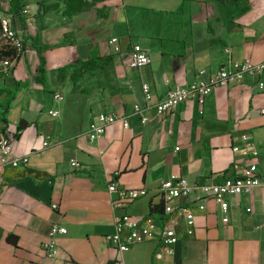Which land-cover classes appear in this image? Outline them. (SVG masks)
Masks as SVG:
<instances>
[{
  "label": "crops",
  "instance_id": "obj_1",
  "mask_svg": "<svg viewBox=\"0 0 264 264\" xmlns=\"http://www.w3.org/2000/svg\"><path fill=\"white\" fill-rule=\"evenodd\" d=\"M23 2L24 22L10 19L28 46L8 71L1 66L0 111L13 99L0 135L25 121L12 151L28 161L0 166V264H264V71L213 88L202 104L187 99L162 115L148 107L144 123L132 113L133 103H143V82L152 103L191 82L198 69L211 71L227 58L263 60L264 0H246L239 14L238 7L213 0H97L71 17L60 0ZM40 2L58 7L38 17ZM111 35L118 52L107 43ZM31 37L45 47L44 84L34 79L39 58ZM133 43L148 58L138 68L125 65ZM98 58L78 74L82 63ZM57 91L60 101L53 100ZM100 112L124 115L127 127L115 122L91 141L89 124ZM241 133L253 141L254 152L242 149ZM70 158L81 166L71 168ZM249 162L261 184L249 194L226 197L225 211L196 193L170 202L188 206L193 223L188 235L183 219L176 220L169 253L156 233L123 252L109 238L123 214L148 215L156 229L171 224L161 206L150 211L161 204L156 187L170 175L218 182ZM112 181L146 194L114 205L116 193L107 189ZM53 223L67 232L57 236L50 258L43 243Z\"/></svg>",
  "mask_w": 264,
  "mask_h": 264
},
{
  "label": "built area",
  "instance_id": "obj_2",
  "mask_svg": "<svg viewBox=\"0 0 264 264\" xmlns=\"http://www.w3.org/2000/svg\"><path fill=\"white\" fill-rule=\"evenodd\" d=\"M9 0H0V7L7 11ZM22 13L28 14L27 7H23ZM0 30L4 39L15 49L19 50L20 40L19 33L13 28L10 16L6 12L0 10ZM107 43L118 52L119 46L115 36L111 35L107 38ZM128 56L125 65L130 68H138L144 65L147 61L146 52L136 43L130 45ZM224 52L228 56L229 48L225 47ZM14 63L7 60L1 61L2 67L5 71ZM264 71V59L253 62L248 58L232 60L227 58L221 65L211 71L198 69L194 79L183 85L175 86L168 89L162 98L150 102L152 93L146 83L140 84V90L143 103L132 104V113L137 114L140 123H144L147 117L143 114V110L152 107L155 114L162 115L169 110L176 107L179 103L192 99L198 104H202L204 97L215 87L227 86L231 84H238L245 76H257ZM257 86L262 88V83L258 82ZM63 99L61 92L53 93V100L60 101ZM260 112H263L261 109ZM48 113L51 116H56L58 113L54 109H49ZM120 123L122 128L127 127V121L124 115L115 114L113 112H100L96 118L89 124L88 137L91 141L99 138L106 130V128L115 123ZM240 139L243 143V150L254 152V143L246 133L240 134ZM13 137L12 135H0V166L7 165L17 166L19 164H26L28 159L26 156L18 158L14 156L12 151ZM46 145L47 142H44ZM176 149V147H175ZM237 146H233L232 150H237ZM69 166L77 169L81 163L76 158H70ZM231 169H235L231 166ZM231 174L225 175L218 182H213L208 179L200 182H187L185 179L170 175L167 179L160 181L156 187V195L159 197L162 204L163 211L169 215L170 223L163 225L156 229L151 218L146 215L138 219H134L127 214H123L115 218V231L109 236L114 243L115 248L119 252L126 251L131 243L141 242L150 239L157 234V238L165 244L164 252H170V246L174 244L177 237L174 232L173 224L176 220L183 219L186 229L185 232L189 235L191 233V226L193 223V213L188 206L179 204L171 205L170 202L178 197H186L190 194L196 193L198 197L214 201L221 211H225L228 205V196H235L240 193L249 194L253 188L259 186L261 182L256 175V165L249 162L247 165L239 169L232 170ZM110 193H116V200L113 201L117 205L120 201H127L136 199L146 194L144 188H116L115 182H110L107 187ZM56 208L55 204L51 205ZM226 217H222V221H226ZM67 229L63 225L53 223L47 233V239L43 243L44 254L47 257H54L57 252V236L63 235Z\"/></svg>",
  "mask_w": 264,
  "mask_h": 264
},
{
  "label": "trees",
  "instance_id": "obj_3",
  "mask_svg": "<svg viewBox=\"0 0 264 264\" xmlns=\"http://www.w3.org/2000/svg\"><path fill=\"white\" fill-rule=\"evenodd\" d=\"M63 2L64 4V9H63V14L67 17H71L81 11L86 10L87 8H89L90 6L94 5L95 2L97 0H60ZM219 3H228L231 6H235L238 7V14L239 13H243L246 11L247 9V4H246V0H213ZM24 7V2L23 0H9L8 2V8L7 11H5L2 7H0V10L6 12V14H8L12 19H17L18 21H20L21 23L24 22V17L22 16V9ZM58 7V2H53V3H49V4H44V2H40L39 3V9L37 11V16L41 17L42 14H44L45 12L52 10V9H56ZM30 39V46H32L37 54H38V58H39V63L38 66L35 70V75H34V79L41 83L44 84L45 83V73H46V69H45V59H44V55H43V51L45 49V47L41 44L37 43V39L34 37L29 38ZM19 40H20V48L19 50L15 49L14 47H12L10 44H4L1 46L0 48V62L3 60H7L11 63H15L19 57L21 56V53L27 48V43H26V36L25 35H19ZM111 60V57L107 56V58H105V63L109 62ZM99 61V58L97 60H91V61H87L85 63L81 64V67L79 69V75L80 72H82V70H88L90 68H93ZM70 65H68L67 67H63L61 70L64 71L66 68H69ZM64 77H61V80H63ZM76 77L74 75H71V79H75ZM13 99V96H10L7 99V105L5 110L0 111V121L1 122H7L6 118L4 116H2L3 114L6 113V111L9 109V101H11ZM26 125V122H20L17 127H16V131L14 133H8L6 131H4V129L2 130V134L7 136V135H12L13 139H15L18 135L19 132L21 131V129ZM162 208L161 204H158L156 206H151L150 207V211H156L158 208ZM7 239L9 241H11L12 243H15V237L14 236H8Z\"/></svg>",
  "mask_w": 264,
  "mask_h": 264
},
{
  "label": "rangeland",
  "instance_id": "obj_4",
  "mask_svg": "<svg viewBox=\"0 0 264 264\" xmlns=\"http://www.w3.org/2000/svg\"><path fill=\"white\" fill-rule=\"evenodd\" d=\"M4 44H7V41L4 39V37L2 36V34H1V30H0V48H1V46L2 45H4ZM2 65L0 64V70H1V67Z\"/></svg>",
  "mask_w": 264,
  "mask_h": 264
}]
</instances>
